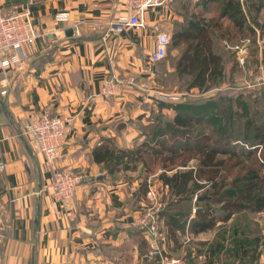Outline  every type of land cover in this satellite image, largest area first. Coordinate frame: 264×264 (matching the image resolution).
<instances>
[{
    "label": "crops",
    "instance_id": "0c3cea01",
    "mask_svg": "<svg viewBox=\"0 0 264 264\" xmlns=\"http://www.w3.org/2000/svg\"><path fill=\"white\" fill-rule=\"evenodd\" d=\"M126 1L0 0L4 14L29 7L34 24L43 32L26 46L29 58L22 68L6 73L0 69V159L5 162L0 170V264H152L146 258L150 248L138 222L151 203L148 191L153 183L149 174L144 175L149 169L136 161L111 172L95 153L100 158L107 150H126L148 141L145 129L159 109L154 104L155 91L161 86L156 66L167 59L172 47H178L171 43L162 60L151 61L155 34L166 31L173 38L184 28L187 16H209L214 7L204 0H176L167 9L148 11L145 26L125 27L118 35L104 37V32L89 31L86 26L81 36L66 34L75 21L83 24L121 16ZM245 12L253 35L237 40L214 37V51L222 55L237 91L249 99L263 98L264 47L256 44V29L262 27L264 10L245 8ZM64 15L68 19H58ZM244 38L251 42L241 66L234 46ZM175 64L168 73L171 77L176 75ZM113 74L134 77L135 84L126 85L115 96H104L102 85ZM9 81L10 91L2 94ZM214 90L219 89L206 93ZM44 107L62 112L69 120L56 167L85 175L72 198L62 202L41 191L52 169L38 151L35 137L23 133V119ZM203 190L175 205L190 203L183 228L174 229L165 214L158 219L163 252L179 256L191 241L195 264H264V211L235 213L225 220L221 205L211 203L215 225L207 231H190L196 212L205 207L197 202ZM248 222L256 230L248 229ZM180 229L182 234L177 232ZM221 229L226 230L224 239L217 235ZM186 231L190 241L185 239ZM247 237L257 249L232 242ZM254 238H260L256 245ZM256 250L261 252L254 256Z\"/></svg>",
    "mask_w": 264,
    "mask_h": 264
},
{
    "label": "trees",
    "instance_id": "16d2710c",
    "mask_svg": "<svg viewBox=\"0 0 264 264\" xmlns=\"http://www.w3.org/2000/svg\"><path fill=\"white\" fill-rule=\"evenodd\" d=\"M204 2L213 5L214 13L209 16H187L184 28L173 35L172 46H178L181 52L175 64L176 75L179 79L187 77V88H196L201 95L219 89L216 98L221 103L212 97H206L205 102H175L178 113H175L172 121L166 122L165 127L159 124L155 126L152 139L135 148L107 150L100 158L95 153L97 159L106 161V168L111 172L120 166L128 168L129 163L136 161L148 165L144 156L147 152L160 159L161 165L168 170L180 166L172 174L166 171L159 174L160 180L170 191V200L160 210L158 219L165 214L174 229L183 228L186 221L181 219L189 211L172 208L178 202L192 199L198 190L204 188L202 194L198 195L206 198H199L197 202H204L205 207L196 212L197 218L189 226L193 233L207 231L215 225L211 203L221 205L227 213L225 220L235 213L264 211V122L259 121L260 110L256 105L260 98L256 95L252 100L245 92L236 90L222 55L214 51V37L237 40L253 35L245 8L264 10V0ZM261 95L264 98V91ZM225 101L227 105L224 106ZM158 102L167 104L160 100ZM235 121L242 126L239 133L234 131ZM167 136L170 137L168 142ZM171 140L173 146H170ZM175 142H180V146H176ZM144 146H147L145 150ZM157 146L160 148L157 149ZM193 158L197 162L191 165ZM225 233L226 230L221 229V234L217 235L224 239ZM262 237L264 245V235ZM259 240L254 238L255 245ZM232 242L236 247L257 249L248 237L234 238ZM210 251L208 247V255ZM259 251L256 250L254 256ZM151 263L156 264V261Z\"/></svg>",
    "mask_w": 264,
    "mask_h": 264
},
{
    "label": "built area",
    "instance_id": "2783aa9c",
    "mask_svg": "<svg viewBox=\"0 0 264 264\" xmlns=\"http://www.w3.org/2000/svg\"><path fill=\"white\" fill-rule=\"evenodd\" d=\"M175 0H127L125 12L115 18L103 21L101 19H91L86 23L75 21L72 25L73 34L82 35V29L90 31H102L104 37L107 35H118L125 27L139 28L146 25L145 16L150 10L158 7H171ZM68 19L67 15L60 16L58 19ZM256 44L259 49L264 47V22L262 27L256 29ZM43 35L33 22L32 13L29 7L20 12H11L4 14L0 12V69L5 73L10 69L22 68L29 56L26 46L33 43L36 38ZM156 47L152 52L151 61L162 60L167 55V49L172 43V37L166 31H159L155 34ZM250 39L244 38L240 43L234 46L238 54V63L244 66L249 53L248 45ZM135 84V78L130 76L121 77L113 74L102 85L104 96H115L126 85ZM12 86V82L6 83L2 94H7ZM156 100L163 102H172L174 97L188 96L189 94L181 92H164L155 91ZM24 134H32L35 137L38 151L43 153L52 174L49 180L42 188V192L47 193L52 199L62 202L72 198L78 184L83 180L84 174L71 168H57L55 159L61 148L69 120L62 112H53L49 107L37 113H31L23 119ZM5 168V162L0 159V170ZM148 195L151 203L145 206L141 217L138 219L139 224L143 227V232L148 241L149 250L146 258L156 260L158 264H188L182 257L167 256L160 246L162 229L158 221L159 212L165 205L161 199H158L157 191L150 184ZM182 234V231L177 230ZM189 231L184 234L186 241H190Z\"/></svg>",
    "mask_w": 264,
    "mask_h": 264
},
{
    "label": "rangeland",
    "instance_id": "374dc122",
    "mask_svg": "<svg viewBox=\"0 0 264 264\" xmlns=\"http://www.w3.org/2000/svg\"><path fill=\"white\" fill-rule=\"evenodd\" d=\"M160 9H167V7H159ZM184 19L186 20V18L184 17ZM186 25V24H185ZM169 56L167 57V59H163V61L156 66V69L160 70V78H159V82L161 85L159 90L170 93V92H181V93H188L190 94L191 92H193L192 94L194 95H189V96H178V97H174L171 101L172 102H164L167 103L165 105H161L160 102H158V100H156L157 102L154 103L156 106H159L158 112L155 113V115L152 117L153 119H151V123L149 127H147L145 130L147 132V138L146 139H152V135L154 134L153 130L156 128L155 126L161 125L162 127L167 124L166 122L172 121L174 119V115L177 112V109L175 108V102H183V101H189L192 103H197V102H205L206 101V97L207 98H216L218 95L217 92H220L218 90H214V91H210L206 94H198V90L196 88L193 89V91L189 90L187 88L188 84L187 81H189V79L187 77L179 79V77L177 75L171 77L170 75H168V73L170 72V69H172L171 67L174 65L175 61L178 59V57L180 56L181 52H180V48L179 47H172V49L169 51ZM189 90V91H188ZM191 100V101H190ZM216 100L217 103H221L220 100H218V98L214 99ZM258 103H259V110L261 112V117L260 120L261 122L264 121V99L260 98L258 99ZM155 102V101H154ZM168 104H174V105H168ZM227 105V102L225 101L224 106ZM182 113V112H181ZM262 119V120H261ZM238 121H235V132L239 133L241 132V128L242 126L239 125V123H237ZM181 138V136H179ZM167 142L170 140L169 136H167ZM184 141V139H183ZM151 145V143H148V145ZM153 144V143H152ZM180 142H175L176 146H180ZM139 145V143H136L135 145H133V148L137 147ZM174 143L170 142V146H173ZM147 146H144L143 149L145 150ZM157 149L160 148V146L156 147ZM168 153V152H167ZM147 159V164L146 167L149 169V171L144 172L149 174V182L153 183L151 184L152 187L157 191V193H159V199H162V201L164 202V204H166L170 199H168V195L170 194V191L168 190V187L162 183V181L159 178V174L161 172L166 171L168 174H172L174 172H176V170L180 167L177 166L175 167V169L172 170H168L167 168H164L161 165L160 159H156L155 156L152 153L147 152L144 155ZM192 162H196V160H192ZM143 167L144 164H143ZM152 172V173H150ZM143 176V174H142ZM190 207V203L188 202H182L180 203V206L177 207H173V210H184L187 212V210H189ZM187 215V214H185ZM186 216H183L181 221H186ZM250 222V221H249ZM248 222L247 228L248 229H252V230H256L254 225H252L251 223ZM180 231H182L180 229ZM193 247H192V242H188L183 250V253L181 252L179 257H182L188 264H195L194 263V259H193ZM186 253V255H185ZM189 255V257H188ZM178 257V256H175Z\"/></svg>",
    "mask_w": 264,
    "mask_h": 264
},
{
    "label": "water",
    "instance_id": "95a60500",
    "mask_svg": "<svg viewBox=\"0 0 264 264\" xmlns=\"http://www.w3.org/2000/svg\"><path fill=\"white\" fill-rule=\"evenodd\" d=\"M66 34L69 35V36H71V35L73 34L72 29H71V28L68 29V30L66 31ZM199 198L203 199V198H206V196H199ZM197 210H201V208H198Z\"/></svg>",
    "mask_w": 264,
    "mask_h": 264
}]
</instances>
